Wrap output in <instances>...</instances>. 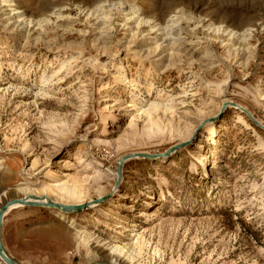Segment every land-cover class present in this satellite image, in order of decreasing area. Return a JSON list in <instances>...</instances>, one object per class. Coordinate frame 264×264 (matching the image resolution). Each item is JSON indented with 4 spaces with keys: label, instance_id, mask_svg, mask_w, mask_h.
Here are the masks:
<instances>
[{
    "label": "rangeland",
    "instance_id": "1",
    "mask_svg": "<svg viewBox=\"0 0 264 264\" xmlns=\"http://www.w3.org/2000/svg\"><path fill=\"white\" fill-rule=\"evenodd\" d=\"M61 183L18 264H264V0H0V209Z\"/></svg>",
    "mask_w": 264,
    "mask_h": 264
},
{
    "label": "bare ground",
    "instance_id": "2",
    "mask_svg": "<svg viewBox=\"0 0 264 264\" xmlns=\"http://www.w3.org/2000/svg\"><path fill=\"white\" fill-rule=\"evenodd\" d=\"M7 2V1H6ZM8 5V4H7ZM10 5V4H9ZM155 25H153L154 27ZM163 31V30H162ZM158 107V104H152L151 105V108L150 109H154ZM245 109V108H243ZM246 110V109H245ZM210 134H211V137L210 139H212L215 135H216V132L214 131V128H211L210 129ZM209 139V140H210ZM174 150V148H173ZM136 154V153H135ZM93 161V160H92ZM97 164V163H96ZM99 165V163H98ZM105 167V166H104ZM115 176L116 177H119V174L116 172L115 173ZM114 176V177H115ZM117 179V178H116ZM56 187V186H55ZM56 191L59 193V197L61 198H65L66 195L72 197L75 199V202L74 204H72L71 202L70 203H61V201L63 199H54L52 198L51 196H49L48 194H42V195H35V194H32V193H25L27 195L24 196V198H20V199H14V200H18L17 202H14L12 203L8 209L4 212L3 211V208L0 209V213L1 212H4V214H6L9 210H11L14 206H20L22 205L23 202H37V203H41V204H45V205H48V204H51V203H55V204H59L60 206L57 207L58 209H60L62 212H66V211H76L77 209H75V207L71 208V206H77V204H81V203H84L85 200L83 198V192L81 191V189L78 187V186H73V185H70L68 183H61V184H58L57 185V189ZM47 193V192H46ZM33 196V197H32ZM42 197H45V198H42ZM95 205H92L90 206L93 207ZM63 214V213H62ZM115 252H118V253H122L123 252V249L120 248L119 246H113L112 248ZM5 254L7 255V253L5 252ZM0 258L3 260V258L0 256ZM4 261V260H3ZM114 261V260H113ZM4 263H6L4 261ZM113 263L115 264H118L117 261H114ZM7 264V263H6Z\"/></svg>",
    "mask_w": 264,
    "mask_h": 264
},
{
    "label": "water",
    "instance_id": "3",
    "mask_svg": "<svg viewBox=\"0 0 264 264\" xmlns=\"http://www.w3.org/2000/svg\"><path fill=\"white\" fill-rule=\"evenodd\" d=\"M255 122L259 123L257 120H255ZM169 151H172V150H169ZM18 200H10V201H7L4 206H3V211L5 212L8 207L14 203V202H17ZM23 204H41V203H37V202H23ZM50 206H54V207H59L60 205L59 204H55V203H51V204H48ZM83 205H77V206H71V208L75 207V209H79L81 208ZM4 212H1L0 213V226H1V223L3 221V217H4ZM0 256L3 258V260L7 263V264H18L15 260L11 259L8 255L5 254V251H4V247H3V244H2V238H1V233H0ZM95 264H111V263H108V262H104V263H95Z\"/></svg>",
    "mask_w": 264,
    "mask_h": 264
}]
</instances>
